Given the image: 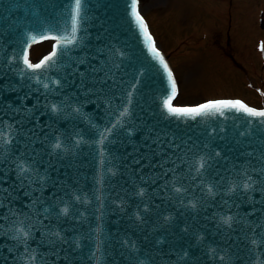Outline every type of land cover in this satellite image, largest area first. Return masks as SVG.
<instances>
[{
    "label": "water",
    "instance_id": "1",
    "mask_svg": "<svg viewBox=\"0 0 264 264\" xmlns=\"http://www.w3.org/2000/svg\"><path fill=\"white\" fill-rule=\"evenodd\" d=\"M129 2L82 0L33 73L30 38L68 35L73 0H0V264L264 261V118L169 115Z\"/></svg>",
    "mask_w": 264,
    "mask_h": 264
},
{
    "label": "rangeland",
    "instance_id": "2",
    "mask_svg": "<svg viewBox=\"0 0 264 264\" xmlns=\"http://www.w3.org/2000/svg\"><path fill=\"white\" fill-rule=\"evenodd\" d=\"M139 8L174 63L176 104L228 96L264 106V0H140ZM49 47L33 45L30 58Z\"/></svg>",
    "mask_w": 264,
    "mask_h": 264
},
{
    "label": "snow or ice",
    "instance_id": "3",
    "mask_svg": "<svg viewBox=\"0 0 264 264\" xmlns=\"http://www.w3.org/2000/svg\"><path fill=\"white\" fill-rule=\"evenodd\" d=\"M81 7H82V0H73V7L70 10V27H69V34L68 35H62V36H47V35H41L40 39H53L54 41H57V43L53 44V50L52 52L46 56L43 57L38 63H31L28 59V52L27 48L23 51V64L25 65V68L27 70H31L33 73H35L37 70L40 69H47L49 67L54 66V60L57 56L58 50L61 48H66L68 45H71L76 42V32L79 27V18L81 15ZM129 16L133 23V25L136 27L137 31H139L142 34L143 40H145L148 44L149 50L155 55L157 60L159 61V64L162 66L163 71L167 74V81L169 83V94L163 98L162 106L166 110V112L169 115L181 117V116H201V115H209V114H220L223 115L225 110H234L239 113H243L244 115L248 117H260L264 118V108L262 109H254L246 104H244L242 101L236 100V101H210L206 102L204 104H200L194 107H179L174 106L172 104L173 99L175 98L177 94V88L175 81L173 80L172 73L169 71L167 64L164 62L163 58L160 56V53L156 50V48L152 45V38L150 34L148 33L147 25L144 21V18L141 16L138 10V0H130L129 2ZM61 41H66L65 43H61ZM30 42H39L37 37L33 36L30 38ZM260 50L264 51V43L261 44ZM55 110V108H53ZM123 115V113H122ZM0 141L7 142L0 134ZM55 147H60L59 144H57ZM204 166V162L201 161L200 167L202 168ZM21 171H23V168L21 167ZM251 179V178H249ZM243 188L245 191L252 188V183H245L243 185ZM63 213L67 212V209L61 210ZM232 217L224 218V222L228 223L231 221ZM17 237L19 238L20 235H23L25 239L27 238L28 233L24 232L23 229H16ZM254 245L257 243V241L253 240L252 242ZM253 264H264V261H260L259 257H257L256 261L253 262Z\"/></svg>",
    "mask_w": 264,
    "mask_h": 264
}]
</instances>
